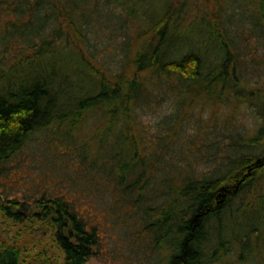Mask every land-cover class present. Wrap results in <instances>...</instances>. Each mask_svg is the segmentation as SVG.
<instances>
[{"label": "trees", "instance_id": "obj_1", "mask_svg": "<svg viewBox=\"0 0 264 264\" xmlns=\"http://www.w3.org/2000/svg\"><path fill=\"white\" fill-rule=\"evenodd\" d=\"M198 1L0 0V176L43 139L80 172L84 196L0 190V219L33 249L51 242L30 257L19 229L0 236V264H85L102 217L135 229L150 251L137 264H264V50L250 72L232 2L202 12ZM237 1L264 44V0ZM111 23L114 38L125 33L116 64L99 60L96 34Z\"/></svg>", "mask_w": 264, "mask_h": 264}, {"label": "rangeland", "instance_id": "obj_2", "mask_svg": "<svg viewBox=\"0 0 264 264\" xmlns=\"http://www.w3.org/2000/svg\"><path fill=\"white\" fill-rule=\"evenodd\" d=\"M229 12L233 13L234 22V35L236 37L238 47L243 52L244 58L246 59V64L248 65V70L253 71V67L257 70L261 69L259 65H263L261 62L262 53L264 50V44L262 41L261 30L254 32V23L252 17L249 15L248 5L240 3L237 0H230ZM190 6V5H189ZM202 12H210L212 9V3L208 0H199L198 4ZM194 4L191 5L192 11H190L189 17L193 18L196 12L199 11ZM116 9L117 13L122 12V7H113ZM205 9V10H204ZM204 10V11H203ZM244 11V12H242ZM200 12V11H199ZM243 13V14H242ZM136 23V21H134ZM113 27L112 23L109 25L108 30H101L103 36L100 33L96 35L100 36L102 39V44L99 45V58L100 61L106 59L111 64H116L117 59L123 55L126 49H124L123 40L125 33H121L117 38L111 35L110 29ZM131 29V27H130ZM195 34H197L196 25L193 27ZM258 38L259 40H257ZM96 42V41H95ZM258 52V53H257ZM259 54L256 59L253 58V54ZM252 76H254L251 73ZM174 107L173 100L168 101L163 104L159 109V114H154L147 116V119L155 120L158 115H162L171 111ZM243 127L250 126L254 128L256 121L254 116L250 113V110L246 109L242 115H239ZM44 140L46 135H40ZM43 139L31 141L26 145L21 151H19L14 157H12L6 165L9 166L4 168L2 171L3 176H0V190L8 196H16L20 198H26L29 201L33 200L42 189L48 187L50 189L58 188L67 190L71 195L79 196L82 199L83 194L78 195V192L74 193L76 186L73 184V180L78 178L80 172L75 169V167H70L65 165L63 162V155L58 153L56 148L45 149L43 143L40 142ZM66 162V159H64ZM7 170V171H5ZM7 173V174H5ZM1 175V173H0ZM92 196V195H91ZM91 196L86 197L82 201V206L84 208H89L90 211H96L93 207L95 200L91 201ZM101 216V214L99 215ZM99 218V217H97ZM26 225V224H25ZM22 233L20 235L23 240L30 241L27 243V249L30 257L36 255L38 247H44V242L47 245H51L48 235H41L40 238L42 243L39 246L36 244L37 248L33 249V243L31 242V235L25 234L24 229L21 226H12L5 223L0 219V236L5 237L6 235L12 233L13 236L17 234V231ZM24 233V234H23ZM100 234L102 236L100 245L96 249L91 258L85 264H137L145 263L150 251L143 250L142 243L138 238L134 228L125 225L121 221H115L113 218L106 219L101 218ZM18 235V234H17ZM47 247V246H46ZM48 248V247H47ZM154 256L151 257V260Z\"/></svg>", "mask_w": 264, "mask_h": 264}]
</instances>
